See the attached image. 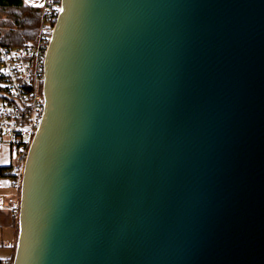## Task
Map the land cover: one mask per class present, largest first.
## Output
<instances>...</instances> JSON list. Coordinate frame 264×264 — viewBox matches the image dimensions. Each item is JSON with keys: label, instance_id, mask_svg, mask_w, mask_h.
I'll use <instances>...</instances> for the list:
<instances>
[{"label": "water", "instance_id": "water-1", "mask_svg": "<svg viewBox=\"0 0 264 264\" xmlns=\"http://www.w3.org/2000/svg\"><path fill=\"white\" fill-rule=\"evenodd\" d=\"M12 264H264V0H61Z\"/></svg>", "mask_w": 264, "mask_h": 264}, {"label": "built area", "instance_id": "built-area-1", "mask_svg": "<svg viewBox=\"0 0 264 264\" xmlns=\"http://www.w3.org/2000/svg\"><path fill=\"white\" fill-rule=\"evenodd\" d=\"M61 0H46L35 39L19 47L0 42V149L12 151L10 177L13 194L7 209L18 216L25 162L45 114V62ZM17 237L0 236V245L16 248ZM5 260L2 264H12Z\"/></svg>", "mask_w": 264, "mask_h": 264}, {"label": "trees", "instance_id": "trees-1", "mask_svg": "<svg viewBox=\"0 0 264 264\" xmlns=\"http://www.w3.org/2000/svg\"><path fill=\"white\" fill-rule=\"evenodd\" d=\"M42 13L43 8L28 6L23 0H0V42L19 47L34 40L39 31ZM2 84L3 79L0 77V91L3 90ZM10 170L11 167L2 170L7 178L10 177ZM15 219L17 236L16 214ZM2 263L3 261L0 260V264Z\"/></svg>", "mask_w": 264, "mask_h": 264}, {"label": "crops", "instance_id": "crops-1", "mask_svg": "<svg viewBox=\"0 0 264 264\" xmlns=\"http://www.w3.org/2000/svg\"><path fill=\"white\" fill-rule=\"evenodd\" d=\"M31 7L43 8L46 0H23ZM12 151L9 146L0 149V236L8 234L16 236L15 214L7 209V201L12 196L13 191L10 180L3 174L2 170L11 167ZM8 173V172H7ZM14 247H3L0 245V260H11L14 256Z\"/></svg>", "mask_w": 264, "mask_h": 264}]
</instances>
